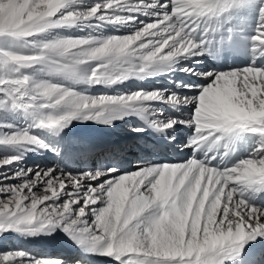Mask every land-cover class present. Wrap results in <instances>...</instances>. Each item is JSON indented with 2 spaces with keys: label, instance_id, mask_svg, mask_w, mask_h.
Here are the masks:
<instances>
[{
  "label": "snow or ice",
  "instance_id": "snow-or-ice-1",
  "mask_svg": "<svg viewBox=\"0 0 264 264\" xmlns=\"http://www.w3.org/2000/svg\"><path fill=\"white\" fill-rule=\"evenodd\" d=\"M77 24L138 26L125 35L36 40ZM0 41L14 45L0 44V109L31 114L32 128L59 133L74 119L112 124L134 114L166 142L176 140L181 125L193 129L183 147L194 153L204 146L225 149L223 166L211 163L215 154L193 155L182 162L145 161L119 175L116 168L23 167L22 154L0 157V237L59 229L104 264H245V246L264 245V204L256 203L264 199V0H0ZM237 55L250 59L225 70L196 67L198 57ZM179 59L194 60L180 70L207 83L89 95L44 76L107 86ZM7 127L0 122V131ZM246 134L256 137L254 146L228 164L224 157ZM0 143L23 145L25 152L60 151L28 127L3 133ZM65 147L68 158L96 150L78 140ZM0 264L69 261L15 247L0 248ZM249 264H264V247Z\"/></svg>",
  "mask_w": 264,
  "mask_h": 264
},
{
  "label": "bare ground",
  "instance_id": "bare-ground-1",
  "mask_svg": "<svg viewBox=\"0 0 264 264\" xmlns=\"http://www.w3.org/2000/svg\"><path fill=\"white\" fill-rule=\"evenodd\" d=\"M92 0H88L91 3ZM254 15V13H253ZM139 20H149L152 17L140 15ZM138 25H113L106 24L101 29H94L87 25L77 24L73 27H62L54 28L48 33L41 36V38L49 39L56 37H82L89 34L101 35L103 37H108L112 35H125L134 30ZM1 44V43H0ZM3 46L8 45L2 43ZM200 61L196 64V67L200 71H209L213 68L217 70H225L229 67H239L241 63L248 62L250 57H245L240 55L239 57L233 56L227 60H217L212 56H203L195 58ZM194 63L193 61L179 59L174 65H159L153 66L150 71L151 75H144L143 77H129L121 83H116L112 85H88L83 81H77L74 78L65 77L63 75L52 74L49 75L47 72L44 76L64 84L67 87H71L78 92L93 95L95 92H101L104 94L115 95L119 93L135 91L138 88H145L151 90L153 88H171L174 86L175 81H183L185 83H197L202 82L199 76H193L190 73L183 72L180 69L186 64ZM87 69L89 66H84ZM203 78V77H202ZM207 82L206 78H204ZM178 91H183V89H177ZM184 94L192 95L183 91ZM166 107V106H165ZM190 105L182 111L187 115ZM2 109H0V118H7L10 124H12L13 119L5 114ZM16 118L20 119L23 124L41 135L46 142L53 144L54 147H58L60 151L52 152L48 150H41V155H38L36 151H27L22 148V152L18 154L23 155V160L27 164H34L41 162V165L46 164L51 157H56L57 166L59 168H65L69 171L72 170H84L86 166L90 165L93 161L92 158L96 157L98 163L103 164H115L117 169L116 175L122 173V168L129 164L130 159H135L130 163L132 167L131 171H134L142 162L160 163V161H178L184 158H189L195 155L198 159H203L205 154L209 157L216 155V159L211 161L213 165L223 166L221 164V153L225 151L223 147H211L204 146L195 153L190 148L183 147L184 143L179 142L182 137L183 131L189 135L192 131L191 128L185 127L183 125L179 126L178 130L173 132L176 136L175 141H167L166 137L161 133L155 132L151 128L145 127L143 121L139 116L130 114L123 117V119H116L112 124H102L97 123L93 120H72L67 127L62 129L59 133H50L47 130L32 128L31 125L34 123V118L31 114L23 113L19 110H15ZM128 127V130L132 131L128 134L122 133L121 128ZM136 127H145L144 133L134 132L133 129ZM123 129V128H122ZM192 136V135H191ZM253 134H246L244 139L239 141L235 146V151H229V155L224 157L228 164L235 163L240 158H243L245 154L252 147L251 141L254 139ZM69 140H78L87 144H92L96 146V150L92 152H84L68 158L65 143ZM182 145V147H181ZM24 147V146H23ZM180 147L178 150L177 148ZM235 155V157H232ZM104 161V163H103ZM105 166V165H104ZM31 167V166H30ZM34 167V166H32ZM256 203L264 204V199H257ZM103 205H97L100 207ZM60 235V230H56L51 235L48 236H32L24 237L14 235H6L3 240H0V248L3 243L8 242L10 244L9 248L23 247L36 254L45 255V258H65L69 261V264L75 259H83L85 264H104V259L95 258L82 252L81 249L72 241L69 242ZM69 238V237H68ZM8 244V245H9ZM7 246V245H6ZM246 251L243 254V260L245 264H249L250 261H256L260 258L261 245L257 242H251V246L246 245ZM234 264H240V260L234 262Z\"/></svg>",
  "mask_w": 264,
  "mask_h": 264
},
{
  "label": "rangeland",
  "instance_id": "rangeland-1",
  "mask_svg": "<svg viewBox=\"0 0 264 264\" xmlns=\"http://www.w3.org/2000/svg\"><path fill=\"white\" fill-rule=\"evenodd\" d=\"M41 39H45V38H41V37H37L36 40L37 42H39V40ZM51 39V38H49ZM0 43L4 44V41H0ZM5 44H7L8 46L7 47H14V45L9 42V41H5ZM22 50V49H20ZM244 64H240V66H243ZM202 80V82L200 83H207L205 82L204 80V77L202 78L201 76H199ZM161 88V87H160ZM183 91L187 92V93H191L192 95L195 94L196 90L193 89V90H188V89H183ZM100 94H104V93H101V92H95L93 93V95H100ZM192 108V105H190V108ZM3 111H6L4 112L5 114H8L10 118L13 119V122L12 124H10L9 120L6 121L7 118H0V122H4L5 124H8V125H11L12 127H7V128H4L2 129V131H0V135H2L3 133H6V132H11V131H18V130H23L24 128H26V126L23 124L22 121H20V119L16 118L15 116V110H12V109H2ZM188 114V113H187ZM123 128V129H122ZM121 128V132L122 133H125V134H128L129 132H132L130 130H128V127H122ZM32 131V130H30ZM34 134H37L36 132L32 131ZM37 135H40V134H37ZM193 135V129L192 131L189 133V135H187V133H185V131H183L182 133V137H181V140H179V142L181 143H184L186 144L188 142V139L189 137ZM41 136V135H40ZM256 137H254L253 141H251V145L252 147L254 146V141H255ZM182 147V145H181ZM22 148L24 149L23 145H9V144H4V143H0V157H3V156H10V155H15V154H18V152H22ZM178 150L180 149V147L177 148ZM251 149V148H250ZM192 151V149H190ZM38 153V155H41V150L40 151H36ZM247 154H245L246 156ZM56 157H51L49 159V161L46 163V164H43L41 165V162L39 163H34L32 165L30 164H27L26 161L22 160L20 162V165L23 166V167H32V166H36V165H39L41 168H48V167H53V166H57V162L55 160ZM135 159H130L129 160V164L125 165V167L122 168V173H125V172H130L132 170V167H130V163L133 162ZM184 160H187V158H184V159H180L178 161H166V160H163V161H160V163H163V162H182ZM93 161L90 165L86 166L84 170H95L97 168H101V167H105V168H114L116 167L115 164H101V163H98V159L96 157H93L92 160ZM104 163V161H103ZM105 165V166H104ZM12 170H15V165H11L9 166ZM58 167V166H57ZM5 171H7L8 169H4ZM119 175V174H118ZM10 183H19V181H10ZM34 191H37V192H42V189H34ZM3 197H0V199H2ZM16 233H6L4 234L3 237H0V240H3L5 238L6 235H14ZM60 235L63 236L62 238L66 239L68 241V244L69 242L72 243V241H70L71 239L68 238L69 236L63 232L62 230H60ZM25 237V236H24ZM29 237H32V236H29ZM9 243L8 242H5L3 243V245L5 246H2L1 248H9L10 244L8 245ZM7 245V246H6ZM103 259V258H102Z\"/></svg>",
  "mask_w": 264,
  "mask_h": 264
}]
</instances>
